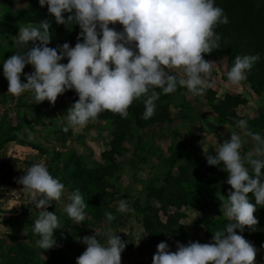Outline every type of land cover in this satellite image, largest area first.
Masks as SVG:
<instances>
[{
  "label": "clouds",
  "instance_id": "1",
  "mask_svg": "<svg viewBox=\"0 0 264 264\" xmlns=\"http://www.w3.org/2000/svg\"><path fill=\"white\" fill-rule=\"evenodd\" d=\"M38 2L41 7L47 6L57 24L79 25L77 42L74 47L67 42L49 47L48 20H41L38 26L19 24L15 41L18 50L3 61V75L8 81L7 93L19 97L31 92L36 104L47 100L55 105L59 95L75 90L79 99L67 110L62 129L65 133L78 130L104 111L126 119L128 108L137 99L144 104L141 118L148 120L155 114V102L161 95L156 89L167 95L182 87L198 96L212 86L206 81L211 77L214 61L206 60L203 54L220 48L215 28L230 22L215 0ZM65 13L69 15L65 17ZM117 23L123 26L122 31L110 27ZM28 44L31 46L25 49ZM65 58L68 62L61 63ZM259 60V54L237 55L227 72L228 80L239 84ZM26 65H32L34 71L25 74ZM22 74L26 82L21 79ZM236 124L254 142L251 150L241 152L243 140L237 132L214 145L215 154L204 148L207 163L219 166L222 162V170L228 173L227 184L231 188L227 199L218 195L229 223L226 228L213 231L208 243L177 241L176 250L171 251L167 242H160L152 264H256V247L236 230L242 233L247 226L255 231L259 223L254 215L257 205L264 207V137L248 128L244 119ZM17 183L23 185L40 209L33 227L39 236L38 247L52 248L56 244L54 230L61 226L48 207L52 201H60L64 184L40 162L33 163L17 178ZM68 200L67 215L76 224L83 222L87 205L80 191L72 192ZM129 211L127 202L121 200L117 212ZM104 215L109 223L116 219L110 211ZM22 235L26 236L25 229ZM81 242L87 247L76 264H122L126 242L111 228L95 230L93 235L82 237Z\"/></svg>",
  "mask_w": 264,
  "mask_h": 264
},
{
  "label": "trees",
  "instance_id": "2",
  "mask_svg": "<svg viewBox=\"0 0 264 264\" xmlns=\"http://www.w3.org/2000/svg\"><path fill=\"white\" fill-rule=\"evenodd\" d=\"M12 1L13 5L3 2L2 7L1 27L10 32V37L0 46L1 77L4 76L3 61L14 52L13 37L19 32V24L30 23L38 26L41 20H48L52 41L76 44L80 32L78 24L73 23L69 26L57 24L54 16L49 14L47 6L41 7L38 0ZM215 5L224 10L230 22L215 28V32L220 36L218 41L220 48L213 50L210 55L217 60H226L229 71L237 55L259 54L260 60L250 71H247L246 80L257 95L264 94V0H215ZM64 15L67 17L69 14ZM185 89L178 87L176 92L167 95L163 94L161 89H156L161 95L155 102V114L148 120L141 118L144 112L142 99L134 100L128 108L126 119L110 111L100 113L96 119L105 121L103 127L110 131L112 138L101 154L102 161H95L93 164H88L83 155H77L75 152L47 150L22 138L20 133L25 126L33 129L31 121L41 123L43 120L40 114L46 109L55 110L56 104L52 105L47 100L36 104L35 100L26 102L21 99L17 106L23 108V112L16 115V122L7 115L0 118V151L7 144L17 141L36 149L47 157L46 167L53 177L59 179L69 191L74 192L77 189L80 191L87 205L86 218L81 222L83 225L88 222L90 216L97 222L104 221L116 227L122 220L116 207L121 191L118 181L123 171L120 158L133 146L143 155V159L151 162L153 171L143 181L144 198H136L131 205L140 217L146 244L157 246L162 241L167 242L168 245H176L177 241L187 244L192 228L182 222L186 217L183 209L193 207L198 211H204L210 205L218 201L222 202L218 194L225 196L226 200L231 186L227 184L228 173L222 170V162L219 166L209 165L206 158L201 159L191 152L183 153L175 148H169V153L166 154L167 151L161 146L153 145L143 133L144 129L154 125L174 124L177 116L172 113V106L181 108L185 115L190 114L193 108L184 94ZM65 94L71 105L79 99L75 90H68ZM205 97L212 113L221 124L237 127L236 121L244 119L237 111L240 105L247 102L243 94L226 92L219 97L217 91L210 87L205 91ZM4 99L8 100L9 95H5ZM91 121L94 120L89 122ZM247 124L254 132H264V105L258 116L248 119ZM64 125L56 132L62 133ZM70 133L69 130L66 136ZM209 153L215 154V150L211 149ZM8 167L7 161L0 162V170H6ZM24 174L7 170L4 174H0V185L21 187L22 185L17 183V178ZM249 196L255 203L254 196L252 194ZM131 198L133 197L127 196L128 206ZM51 203L48 210L61 217L57 202L54 200ZM106 211L112 212L116 217L111 223L104 215ZM25 215L26 213H22L0 221L9 226L7 252L0 264H75L76 258L85 250L82 247L74 248L78 232L66 229L68 221H63L58 236L54 238L56 244L44 250L35 244L39 239V236L33 232L37 216L29 219L25 218ZM254 215L259 221L256 226L264 228V207L257 205ZM196 223L205 228V234L211 242L213 231L226 228L229 221L223 214L219 216L204 214L196 220ZM24 229L28 232L23 239H20L21 231ZM245 229L244 237L247 240L257 248L264 246V232L253 231L247 226ZM236 231L238 233V229ZM43 255H47L48 258L45 259Z\"/></svg>",
  "mask_w": 264,
  "mask_h": 264
},
{
  "label": "rangeland",
  "instance_id": "3",
  "mask_svg": "<svg viewBox=\"0 0 264 264\" xmlns=\"http://www.w3.org/2000/svg\"><path fill=\"white\" fill-rule=\"evenodd\" d=\"M3 2L13 5L12 0H0V46L10 37V32L1 27ZM111 27L115 28L117 31L123 30V26L119 23L111 25ZM18 33L13 37L14 42L17 39L16 36ZM58 45H62V43L51 40L49 47L55 48ZM30 46L31 45L28 44L25 45L24 48L26 49ZM71 46L74 47L75 45ZM17 50L15 42L14 52ZM203 55L206 60L214 61L210 83L212 85L211 87L217 91L218 96L222 97L226 92L243 94V96L247 98V102L237 108L238 113L243 116L246 121L250 118L257 117L260 109L264 105V94L257 95L252 90L246 78L239 84H232L227 77L229 67L227 61L217 60L210 54ZM67 62V58L61 61V63ZM32 71H34L32 65L25 66V74ZM21 79L26 82V76L24 74L21 75ZM206 82H209V79ZM7 91L8 81L4 76H0V118L7 115V117H11L13 121L16 122V115L22 114L23 112V108L17 106L18 101L22 99L23 101L30 102L34 101V97L31 92L27 91L22 93L19 97L13 96L7 93ZM184 94L193 108L190 114L185 115L181 108L172 106L171 111L177 116L175 123L172 125H154L153 127L144 129L143 133L148 141L152 142L155 146H161V148L167 151L166 154L169 153V148H175L183 153L191 152L196 157L204 159L206 158L204 148L210 151L214 149V145L223 143L225 139H229L232 132H237L241 135L243 140L241 152H247L252 149L254 142L251 137L244 136L241 129L238 127L221 124L219 122L218 118L212 113V110L208 106L209 103L205 97V93L196 96L185 89ZM5 95H9L8 100L4 99ZM55 104V110L46 109L40 114L43 120L41 123L37 124L31 121L33 129L25 126L20 136L26 138L28 142L45 147L47 150L57 149L64 153L75 152L77 155H83L88 164H93L95 161H102L101 154L106 148L108 141L112 138L110 131L103 127L105 126V121L96 119L88 122L76 131L70 129L71 133L69 136H66L67 133L64 131L62 133H57L56 131L63 124H66L67 110L72 105L66 98L65 93L58 96ZM179 117H181V119ZM259 134L264 137V132ZM4 160L8 162L9 167L6 170H0V174H4L7 170H15L20 174H24L33 163L40 162L46 166L48 159L36 149L27 146L23 142L17 141L7 144L5 148L0 151V162ZM120 161L123 163V171L118 181L121 191L116 207H118L121 200L127 202V196H132L133 198H131L129 203L131 211L127 213L119 212L122 220L118 226L113 227L104 221L97 222L90 216L86 224L83 225L81 222L76 224L65 211L66 204L70 202L68 196L72 193L67 187L64 188V193L60 201H56L58 210L61 212V217H57L61 228L63 226V221L66 220L68 221L66 229L69 231L76 230V232H78L75 238L74 248L82 247L85 250L87 245L81 242L82 237L93 235L95 230L104 231L111 228L126 242V248L121 254L122 264H152L157 246L146 244L140 217L131 208L136 198H144L142 192L143 181L153 173L151 162L148 161V159H143V155L136 151L133 146L130 147L129 152L125 156L120 158ZM221 205L222 202L218 201L210 205L204 211H198L193 207L183 209L186 217L182 219V222L188 224L192 228L187 243L189 241H200L201 243L210 242L205 234V228L202 225H198L196 220L204 214H212L214 216L223 214ZM39 211L40 209L32 202L30 193L23 190V185L21 187L0 185V221L3 218H9L10 216L22 213H26L25 218L31 219L36 216L38 217ZM163 218L165 219L164 216ZM61 228L54 230V238L58 236ZM258 230L264 232V228L256 226V231ZM244 231L241 233L238 229V234L244 236ZM8 232V224L0 223V261L7 252V244L9 243ZM21 232H23V230ZM25 232L27 233L28 231L25 229ZM23 236L24 235L21 233L20 239H23ZM100 239L101 242H104L103 237ZM35 244L38 246L36 242ZM169 248L171 251H175L176 245L169 244ZM256 249V264H264V246H260L259 248L256 247ZM43 256L45 259L48 258L47 255Z\"/></svg>",
  "mask_w": 264,
  "mask_h": 264
}]
</instances>
